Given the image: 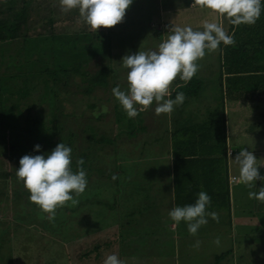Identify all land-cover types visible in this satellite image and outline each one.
Here are the masks:
<instances>
[{"label": "rangeland", "instance_id": "obj_1", "mask_svg": "<svg viewBox=\"0 0 264 264\" xmlns=\"http://www.w3.org/2000/svg\"><path fill=\"white\" fill-rule=\"evenodd\" d=\"M190 1L133 0L123 22L98 31L83 21L78 9L61 11L59 0L27 1L20 36L0 42V264H104L110 254L125 264L212 263L219 245L208 229L215 220L207 217V225L192 236L188 225L176 224L169 211L193 204L199 192L205 191L212 200L207 210L230 221L219 210L234 207L233 193L230 198L225 194L218 176L212 173L206 186L191 182L193 173L204 171L201 168L206 164L205 146L195 141L212 135L206 128L208 111L225 107L231 132H237V124L243 133L253 129L249 139L264 150V91L254 93L248 102L233 100L227 85L231 46L221 43L219 51H206L198 61L200 69L191 79L190 95L184 93L183 104L171 116H157L154 102L129 118L112 92L117 86L128 88V69L122 66V58L140 50H158L170 28L179 25L174 7L186 8ZM4 5L19 10L22 2L0 0V11L6 10ZM192 11L186 16L189 25L180 27L202 31L206 20L219 23V15L210 9L197 6ZM164 22L169 27H162ZM27 31L32 37L29 43L25 41ZM97 72L107 77L105 83L93 81ZM180 82H173L171 94ZM204 87L205 95L199 93ZM186 135L193 139L186 146L188 154L181 153ZM245 140L244 135L232 134L228 143L233 149L237 144L240 151ZM62 142L72 148V168L85 170L88 185L77 198L78 204L58 208L55 220L50 221L30 201V192L16 171L22 156H47ZM194 154L196 158H190ZM81 158L84 163L78 166ZM257 161L264 164V154ZM165 169L169 170L167 177ZM259 171L264 175V165ZM261 187L264 181H256L252 192L258 193ZM216 191L220 197L213 199L210 192ZM236 202L245 204L234 222L241 233L234 234L235 246L230 241L231 246L221 249L230 251L225 260L264 264V218L246 215L250 208L264 209V203L252 198L247 208L245 200ZM149 223L153 224L151 232L145 225ZM229 227L226 221L219 230ZM241 228L246 229L242 232ZM26 231L33 238L24 237ZM28 238L33 240L31 246ZM196 240L202 242L198 249L193 247ZM48 255L56 259L47 262Z\"/></svg>", "mask_w": 264, "mask_h": 264}, {"label": "clouds", "instance_id": "obj_2", "mask_svg": "<svg viewBox=\"0 0 264 264\" xmlns=\"http://www.w3.org/2000/svg\"><path fill=\"white\" fill-rule=\"evenodd\" d=\"M132 3L133 0H59L61 11L78 9L83 21L94 31L123 22L126 10ZM193 6L210 9L237 27L241 24L254 25L264 9L262 0H194ZM202 26L203 30L200 31L191 26L174 25L168 31L170 34L167 38L159 44L158 50H140L122 58V66L128 69V88L121 90L117 86L112 92L129 118H135L140 111L148 110L154 102L157 116H171L174 108L182 105L185 100L183 92L177 93L174 100L170 98L173 82L177 79L185 83L191 81L199 71L198 61L205 57L206 51H219L221 43L225 46L235 45L234 35H229L222 23L206 20ZM40 149L41 145H35L36 151ZM228 156L238 165V183L253 188L256 181H264V175L259 171V167L264 164L258 163L253 152L242 149L235 159H232L231 152ZM76 163L81 166L84 161L81 158ZM16 176L30 192V201L47 213L50 221L55 220L58 208L78 204L77 198L85 192L88 185L85 170L82 167L77 171L73 170L72 148L63 142L47 156H22ZM249 198L264 203V187L258 193L250 191ZM211 203L210 195L200 191L193 204L176 206L169 211V216L176 224L185 222L189 234L197 236L201 226L207 225V217L219 223L218 213L207 210ZM201 243L196 240L193 247L198 249ZM215 243L219 245V238ZM104 264H125V261L116 254H110L105 258Z\"/></svg>", "mask_w": 264, "mask_h": 264}, {"label": "trees", "instance_id": "obj_3", "mask_svg": "<svg viewBox=\"0 0 264 264\" xmlns=\"http://www.w3.org/2000/svg\"><path fill=\"white\" fill-rule=\"evenodd\" d=\"M17 1L22 2V5L19 7V10H17L15 6L4 5L3 7H5L6 10L0 11V42L1 43L8 42L13 39H17L20 36L21 30L24 27L23 24L26 23L25 19H26L28 0H17ZM263 12H264V9H262V13ZM248 29H249V26L246 24H241L239 27H237V29H234V32L232 35H234L235 40L238 39V43L232 46L233 48L230 50L229 61L231 65V71L233 72L230 71L229 73L230 75L236 77V78H231L232 76L230 77L231 80L235 79L234 85L236 86L235 88L236 91L249 94V99H248L249 101L254 92L257 94L259 91L261 92L264 91V18H259L254 25H251L252 34H254L253 30L256 33L254 36L249 34ZM242 30H244L243 33H242ZM31 38L32 37L29 36L28 31H27V36H25V41L29 43ZM106 79L107 77L104 75V73H103V76H100L99 72H97L93 81L98 82L97 85H99L101 84L100 82L105 83ZM246 79L250 80L251 82L246 81ZM191 85H192V80L187 82L184 85H180L176 87V89L171 94V96L176 97L177 93L179 92L187 93L188 95H190L191 90L189 88ZM258 125L261 126L262 122H260ZM182 128H180V131ZM188 132H189V129H188ZM184 138L185 139L183 140V143L181 145V153L185 152L188 154L189 150L187 149L186 146L188 144H192L193 139L191 137H188L187 135L184 136ZM213 140L218 141V145H217L218 148L216 147V149H215V143L213 142ZM204 141L209 142V144L201 143V146L203 145L205 146L204 147L205 151H208L210 154H213L215 153V150H216V151H219V153H221L223 156L228 157L229 143L225 135L209 136V137L199 136V140L195 141V143L197 142L200 143ZM235 146L237 147L238 145L235 144ZM252 146L254 147L253 148L254 150H252L253 154L254 155L256 154L257 159H260V154H264V150H261L260 148H256L255 144ZM176 150L179 153V149H177V147H176ZM233 151H231L233 155L232 157L237 155L241 150L237 152H233ZM197 155L198 154L190 155L191 156L190 158H196ZM218 159L220 158H217V159L214 158V161L218 162L217 161ZM184 160L187 162L189 158H186ZM174 165H176V163H174ZM208 170H212V167H210ZM250 191H252V189ZM225 194H228V196L230 195L228 187L226 188ZM226 208L231 210V205H229V207L226 205ZM247 208H249V206H247ZM222 209H225V207L223 206ZM235 210H236V206H235ZM242 211H244V208L242 209ZM248 214L253 215L252 218L256 214L257 215L260 214L259 216L264 218V210L262 209L254 211L250 208L249 211L246 212V215ZM244 219H245L244 221L247 222V219L246 218ZM263 230H264V227H263ZM26 232L27 234L23 233L24 237L28 236L30 238L31 237L33 238V235L31 234L32 232H29V231H26ZM30 238H28L29 240L28 242L31 241V244H30L31 246L33 240ZM27 252H29V250ZM18 257H19V254H18ZM47 257H48L47 262H51L52 260L56 259V257L50 259L49 255ZM220 257L221 256H219V259L216 258V261L213 264H219L220 259H221ZM13 258L16 259L17 257H13ZM14 264H17V263L14 262Z\"/></svg>", "mask_w": 264, "mask_h": 264}, {"label": "crops", "instance_id": "obj_4", "mask_svg": "<svg viewBox=\"0 0 264 264\" xmlns=\"http://www.w3.org/2000/svg\"><path fill=\"white\" fill-rule=\"evenodd\" d=\"M193 2H194V0H191L186 8L185 7H174L175 9H173V12L174 13H178L176 15V19L179 22L178 26H182L184 24L189 25L188 24L189 20L186 19V16L189 13L193 12L192 10L194 8H197V6H193ZM170 3H171V6L174 4L173 2H170ZM262 4H264V0H262ZM175 6H178V5L175 4ZM183 8L189 9V10L185 12L183 10ZM205 9H207V8H205ZM194 14H196V13L194 12ZM218 17H219V23H222L224 28H225V30L227 31V33L229 35H232L233 32H234V29H237V26L230 24L229 21L226 18H221L220 16H218ZM260 18H264V12L261 13ZM195 22H196V20H195ZM248 32H249L250 35H253V36L256 34L254 32V30H253L254 34H252L251 26H249ZM235 42H236L235 44H237L238 43V39H236ZM232 48L233 47L231 46L230 50ZM206 69H207V67H206ZM231 72H233V71H231ZM249 74H251V73H249ZM252 74H254V73H252ZM231 76L232 75H230V73H229L227 85L231 89V94H232L233 100L235 99V100H239L240 101L241 99H243L244 101L246 100L248 102L249 94H245L244 92L236 91V89H235L236 86L234 85V80L235 79L231 80V78H236V77H234V76L231 77ZM238 76H240V75H238ZM246 81L251 82L248 79H246ZM184 84H186V83L184 81H182V82L178 83L176 85V87H178L180 85H184ZM205 90H206L205 87L201 88L199 90V93L201 91H203L204 92L203 95H205V93H206ZM239 101L238 102L235 101V104L239 105ZM239 126H240L239 124L236 125L237 129L239 128L237 130V132L236 131L231 132L232 124L229 122V113H227V110L225 109V107H224V110L208 111V121H207V124H206V128L210 132H212L211 136L225 135L227 137V141H228L229 140V136H231L232 134L233 135H239V136L240 135H244V136H246V140H245V143L242 145V149H247V150L253 152L252 150H254L253 149L254 147L252 145H254V142H252L253 140L249 139V138H252V136H253L252 135V130L253 129L251 131L243 133ZM235 132H236V134H235ZM213 142L215 143V149H216V147L218 145V141L217 140H213ZM201 143L209 144L208 141L200 142V144ZM202 150H203L202 156H204V159L205 160H211V161H206V164L202 165L201 169H203L204 171H198L197 170L196 175H194V173H193V175H192L193 178L191 179V182L193 184L196 183L198 185L202 184V185L206 186V185H208L207 183L209 182L210 175L212 173H215L218 176V180L220 181V183L223 186H225V188L228 187L229 192H230L229 198L231 197V194L233 193V199H234V207H231V210H229L228 208L219 210V214L220 215H229L230 221H228L225 218L219 217V223H217V222L215 223V221L211 222L210 223V228L208 229V232H210V233L212 232V236L211 237H213V239L219 238V240H220V244L218 246L219 253H217V255L213 259L212 263H210V264H213L216 261V258L219 259V256H221L220 257L221 259H220V262H219V264H220L221 262H223V260H225L226 256L230 252V251H228L226 253L225 251H221V249H226L228 246H231L229 244L230 241L232 242L233 245L237 244L236 235H234V234H240L241 233V232H239V228L240 227L237 228L234 225V222L236 221V218H237V216H235V215H236L237 212L241 213L242 209L245 206L240 205L238 202H236V200H242L243 199V200L246 201L247 206H249L248 202H249V200L252 199V198H249V192H250L251 188L249 189L243 183H238L237 181H235V182L232 181V178L234 176H236V178L238 177L239 169H238V165H236V163L234 161H232L229 156L228 157L223 156L221 153H219V151H216V150H215V153H213V154H210L208 151H205L203 148H202ZM230 150H232V151L234 150L233 152L239 151L237 147L235 149H233L231 146H229L228 147V153L230 152ZM235 156L232 157V159H235ZM187 157L188 156H184V159H186ZM214 158H216V159L220 158V159H218L217 160L218 162H216V161H214ZM221 159H222V161H221ZM210 167H212V170H208ZM164 173H165V176L167 177L169 175V170L165 169ZM175 183H176V180L174 178H172V184H175ZM232 188H233V190H232ZM254 192H256V191H254ZM210 194L212 195L213 199H218L220 197V192L219 191L210 192ZM235 198H236V200H235ZM126 200H128V199H126ZM235 206H236V210L237 211L235 210ZM262 210H264V209H262ZM243 220H245V219L243 218ZM226 221L228 222V224L230 226L229 229L226 230V231H224V229L223 230H219V227L222 225V223L226 222ZM238 221H239V218L237 219V222ZM145 225L149 226L147 228V232H151L153 230L150 227L151 225H153L152 223L145 224ZM255 227L256 226L253 225L252 229L254 230ZM247 228H250V227H247ZM241 229H242V232H243L246 228H241ZM242 234H245V233H242ZM249 247L250 246L248 244L247 248H249ZM234 255H235V253H234ZM233 260H234V257H233ZM225 264H229L227 262V260H225Z\"/></svg>", "mask_w": 264, "mask_h": 264}, {"label": "built area", "instance_id": "obj_5", "mask_svg": "<svg viewBox=\"0 0 264 264\" xmlns=\"http://www.w3.org/2000/svg\"><path fill=\"white\" fill-rule=\"evenodd\" d=\"M167 26H169V24L167 23V22H165L163 25H162V27H167ZM232 181H237V179H236V176H234L233 178H232Z\"/></svg>", "mask_w": 264, "mask_h": 264}]
</instances>
